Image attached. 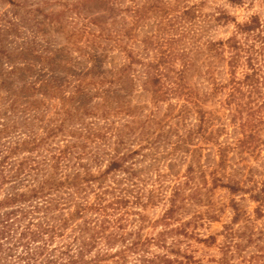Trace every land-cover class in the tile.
<instances>
[{"label": "rangeland", "instance_id": "374dc122", "mask_svg": "<svg viewBox=\"0 0 264 264\" xmlns=\"http://www.w3.org/2000/svg\"><path fill=\"white\" fill-rule=\"evenodd\" d=\"M221 13L231 19L218 23ZM254 15L264 21V0H0V144L28 141L11 159L46 160L66 213L108 189L104 204L123 203L107 211L134 220V230L141 225L142 240L173 230L166 248L145 246L128 264H142L138 255L169 264H264V208L252 198L264 186V128L256 148L240 152L235 140L243 133L224 107L228 66L208 51L188 53L225 41L235 22ZM161 53L176 57L159 68L173 81L184 56L194 63L185 79L198 92L225 84L203 107L213 113L206 123L194 103L184 113L182 97L164 93L173 88L168 78L161 99L153 96L149 63ZM31 133L43 138L33 152ZM115 163L121 167L109 171ZM231 184L242 190L231 193ZM172 198L179 209L166 224Z\"/></svg>", "mask_w": 264, "mask_h": 264}, {"label": "trees", "instance_id": "16d2710c", "mask_svg": "<svg viewBox=\"0 0 264 264\" xmlns=\"http://www.w3.org/2000/svg\"><path fill=\"white\" fill-rule=\"evenodd\" d=\"M230 19L229 16L221 13L216 21L224 23ZM235 24L236 34L230 38L225 41H209L205 48L200 46L197 50L192 47L188 53L208 51V57L219 58L228 66L231 76L227 82L229 89L224 107L228 113L231 112L230 122L233 127H239L240 132L243 133L235 140L238 150L248 152L256 148L255 143L259 139L257 132L260 128H264V21L260 15H254L247 22H235ZM239 36L243 39L241 40ZM226 50L229 56L223 54ZM161 55L162 58L157 63H149L151 68L147 82L155 87L153 96L157 101L161 99L162 81L168 78L173 88L164 93L182 97L185 104L181 112L190 111V107L186 110L185 108L194 103L200 123H206L207 117H212L213 113L204 110L203 107L214 94L223 91L225 84H217L212 93L198 92L197 87L189 84L185 79L194 63L184 56H182V70L178 72L179 78L173 81L169 79L172 77L171 74H163L159 68L161 65L170 64V61L176 57L168 60L166 54L161 53ZM125 68L128 71L131 65ZM173 69L171 71L174 72ZM239 73L240 78L236 76ZM158 92L160 94H156ZM7 128L8 126L4 127ZM4 135L7 136L8 133ZM30 135L32 137L30 139L33 140L34 134ZM33 141L29 149L31 152L43 142V138ZM27 142L20 140L0 144V261L3 264H104L111 259L113 264H128L127 256L138 254L137 252L143 250L145 246L143 251H147V247L151 244L166 248L162 244L163 238L173 230L164 231L151 240H142L141 225L134 230L136 227L134 220L128 223V218L123 214L116 216L115 211H107L110 208L109 204L114 206L123 203L117 200L108 205L104 204V194L111 190L106 189V192L100 193L95 203L85 204L76 215L66 213V198L59 190V186L46 178L48 175L46 160L31 165L30 156L11 159L12 155L25 150ZM4 152L6 153L3 154ZM120 167V163L112 164L109 171ZM189 171L192 169L189 168ZM227 187L231 193L242 190L238 184ZM175 195L178 196V192ZM252 198L260 202L261 207L264 208V186L260 192L252 195ZM170 202L171 208L162 219L166 224H169L170 219L179 209L174 198ZM89 212H92L93 217H87ZM258 213L264 216L262 209ZM77 215L81 222L76 218ZM140 219L143 220V217ZM127 226L133 229L126 231ZM68 228L71 229L70 233L67 232ZM262 234L264 236V233ZM58 240L63 241L59 243ZM117 244H121L122 248L110 253ZM93 249H96V253L91 256ZM134 257L136 262L142 264H155L161 261L165 264L171 263L165 257L154 259L139 255Z\"/></svg>", "mask_w": 264, "mask_h": 264}]
</instances>
